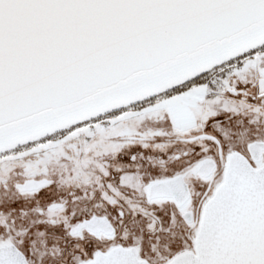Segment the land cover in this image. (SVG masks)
<instances>
[{
    "label": "snow or ice",
    "instance_id": "obj_1",
    "mask_svg": "<svg viewBox=\"0 0 264 264\" xmlns=\"http://www.w3.org/2000/svg\"><path fill=\"white\" fill-rule=\"evenodd\" d=\"M0 264H264V0H0Z\"/></svg>",
    "mask_w": 264,
    "mask_h": 264
}]
</instances>
